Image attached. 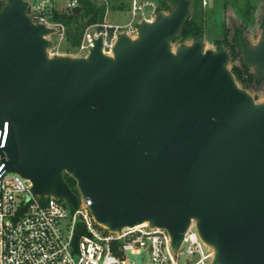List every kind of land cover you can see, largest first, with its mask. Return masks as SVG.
Returning a JSON list of instances; mask_svg holds the SVG:
<instances>
[{
	"label": "water",
	"instance_id": "water-1",
	"mask_svg": "<svg viewBox=\"0 0 264 264\" xmlns=\"http://www.w3.org/2000/svg\"><path fill=\"white\" fill-rule=\"evenodd\" d=\"M169 1L110 54L99 35L86 54L51 55L56 28L0 0V162L33 195L90 200L111 231L167 230L175 257L194 224L208 264H264V99L237 84L227 49L173 47L191 1ZM241 49L263 76L264 30Z\"/></svg>",
	"mask_w": 264,
	"mask_h": 264
},
{
	"label": "built area",
	"instance_id": "built-area-1",
	"mask_svg": "<svg viewBox=\"0 0 264 264\" xmlns=\"http://www.w3.org/2000/svg\"><path fill=\"white\" fill-rule=\"evenodd\" d=\"M26 1L32 20L56 28L55 33L61 38L65 35V26L55 20L56 15L76 13L73 8L81 6L80 0ZM147 9H150L148 17ZM130 12L131 19L125 24L89 25L76 48L78 54H86L99 35L103 37V51L110 54L118 34L122 31L136 34L137 18L150 20L156 12V3L131 0ZM48 52L59 54L51 47ZM8 126L6 121L0 127V148L5 146ZM90 204V200L85 202L80 198L74 209L62 199L33 195L30 182L4 171V164L0 162V264H129L126 252L140 255L143 251L149 255V262L141 264H178L181 255L194 257L196 260L191 264H208L212 256L194 224L187 228L175 257L167 230L144 223L125 227L120 232L111 231L94 220ZM78 223L82 224L83 231L75 241Z\"/></svg>",
	"mask_w": 264,
	"mask_h": 264
},
{
	"label": "trees",
	"instance_id": "trees-1",
	"mask_svg": "<svg viewBox=\"0 0 264 264\" xmlns=\"http://www.w3.org/2000/svg\"><path fill=\"white\" fill-rule=\"evenodd\" d=\"M156 3V12H168L173 7L169 0H151ZM191 6L179 33L172 38L173 47L187 44L197 38L204 40L207 47L225 48L231 60L228 66L235 76L237 84L250 92L256 88V74L241 57V42L257 40L264 30V0H213L212 6H204L203 0H190ZM126 0H80L81 11L70 14H57L55 20L65 26V39L70 46L77 48L86 26L101 23L109 10L130 8ZM228 10L234 15L229 20ZM254 39V40H253ZM65 180L70 188L78 193L76 182L68 174ZM83 231L78 223L75 241ZM120 254L119 251L116 252Z\"/></svg>",
	"mask_w": 264,
	"mask_h": 264
},
{
	"label": "rangeland",
	"instance_id": "rangeland-1",
	"mask_svg": "<svg viewBox=\"0 0 264 264\" xmlns=\"http://www.w3.org/2000/svg\"><path fill=\"white\" fill-rule=\"evenodd\" d=\"M126 2L129 3V0H126ZM130 4H131V2H130ZM212 4H213V0H206V4L203 3L204 6H212ZM149 12H150V9H147L146 10L147 17H148ZM227 15H229V20H232L231 18L234 17L231 10H228ZM153 16H152V18H153ZM130 19H131V12L129 10H126V9L125 10L109 9L105 13V17H104V20L102 22H108L111 24H125L128 21H130ZM136 21H137V23H139L140 22L139 18H137ZM87 27L88 26H86V28ZM86 28H85V30H86ZM49 38L51 40V46L50 47H51L52 51L58 52L61 54L81 55V54H78L79 52L77 51V49L75 47H72V46H70V44H68V42L65 39V35H63V38H61V36L59 34L54 33V34L50 35ZM254 41H256V39ZM254 41H252V42H254ZM251 92L258 97L257 98L258 100H263L264 99V80H263L262 84L257 85L255 89L253 87ZM126 257L130 261L129 264H141V263H148L149 262V255L145 251H143V253L140 255H132L130 252H126ZM188 258H190L189 259V260H191L190 262L188 261ZM195 260L196 259H194V257H192V256L187 257L185 255H181L178 258V264H191Z\"/></svg>",
	"mask_w": 264,
	"mask_h": 264
},
{
	"label": "flooded vegetation",
	"instance_id": "flooded-vegetation-1",
	"mask_svg": "<svg viewBox=\"0 0 264 264\" xmlns=\"http://www.w3.org/2000/svg\"><path fill=\"white\" fill-rule=\"evenodd\" d=\"M257 41V40H256ZM256 41H254V42H247V43H251V44H253V43H255ZM242 43H244V42H241V44ZM241 44H240V48H241ZM229 53V52H228ZM241 57H242V59H243V56H242V49H241ZM231 60V57L229 56V61ZM249 66V65H248ZM251 67V66H250ZM257 76V75H256ZM263 80H264V75L263 76H261V77H258L257 76V78H256V85H261L262 84V82H263Z\"/></svg>",
	"mask_w": 264,
	"mask_h": 264
},
{
	"label": "crops",
	"instance_id": "crops-1",
	"mask_svg": "<svg viewBox=\"0 0 264 264\" xmlns=\"http://www.w3.org/2000/svg\"><path fill=\"white\" fill-rule=\"evenodd\" d=\"M126 10H129L130 11V8L129 9H126Z\"/></svg>",
	"mask_w": 264,
	"mask_h": 264
}]
</instances>
